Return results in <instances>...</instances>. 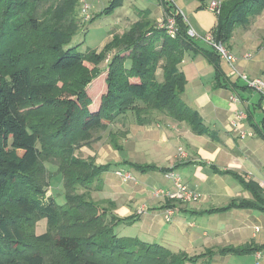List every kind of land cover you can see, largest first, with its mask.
Listing matches in <instances>:
<instances>
[{
    "label": "trees",
    "instance_id": "1",
    "mask_svg": "<svg viewBox=\"0 0 264 264\" xmlns=\"http://www.w3.org/2000/svg\"><path fill=\"white\" fill-rule=\"evenodd\" d=\"M77 1L0 0V264H210L215 256L264 250V245L249 243L189 256L117 234V227L130 219L118 218L113 202L91 197L102 190V177L111 165H98L94 157L84 159L76 152L101 140L116 119L130 113L138 126L168 117L184 122L197 136L210 137L197 112L182 100L186 78L179 66L185 54L200 55L222 76V60L211 46L187 35L181 17H176L177 33L170 38L146 13L100 51L79 52L70 46L78 26ZM161 5L164 11L172 9L162 0ZM118 6L120 0H112L101 15ZM263 9L264 0L223 2L209 35L228 49L233 30ZM93 81L100 85L91 94L87 87ZM220 84L216 76L213 88ZM108 132L111 147L121 151L119 136L125 133ZM131 166L165 174L178 165ZM208 167L234 178L250 197L231 199L207 214H264V190L258 184ZM54 176H60L64 203L46 197ZM177 202L167 200L165 207L175 208ZM41 221L45 230L36 234Z\"/></svg>",
    "mask_w": 264,
    "mask_h": 264
},
{
    "label": "crops",
    "instance_id": "2",
    "mask_svg": "<svg viewBox=\"0 0 264 264\" xmlns=\"http://www.w3.org/2000/svg\"><path fill=\"white\" fill-rule=\"evenodd\" d=\"M86 1L98 15L101 12L98 11L99 7L102 6L104 10L103 6H108L112 0L99 3ZM212 1L221 4L229 0H174V4L184 13L187 26L199 36H205L216 25V15L208 8ZM116 10L118 13L112 28L116 31L114 35L127 31L139 20L140 14L146 13L154 23L163 15L161 0H120ZM110 40L109 36L106 43ZM228 49L236 58L238 73L264 82V9L246 25L233 30ZM179 67L186 78L182 100L197 112L211 136H197L184 122H176L168 117L159 118L148 126H138L132 120L125 122L121 125L125 133L120 143L122 150H115L113 158L98 164L113 167L102 177L103 187L99 198L114 203L113 213L118 218L130 219L117 227L119 236H142V239L159 241V245L173 252L194 256L218 247H237L249 243L264 245V214L251 210L206 213L209 209L227 204L231 199L250 197L234 178L214 174L208 166L234 172L245 182H255L264 190V97L247 89L223 61L220 64L222 76L217 75L213 66L202 56L191 53L184 55ZM216 76L220 77L221 87L214 89ZM231 96H237L240 103L233 105ZM236 107L249 115L250 118L242 125L252 133L251 137L241 139L229 132L228 121ZM117 129L111 125V133H116ZM179 147L187 155L183 161L177 158ZM200 163L206 166H200ZM132 164H151L164 169L178 165L174 172H179L183 183L199 195L198 201L174 203L175 208L170 209L171 220L166 222L167 200L153 199L150 193V188L161 187L163 182L160 177L150 173L164 174L156 171L142 173L135 170ZM142 205L147 211L139 216L137 210ZM257 253L264 259V250L250 254L254 264ZM228 257L215 256L209 262L226 264Z\"/></svg>",
    "mask_w": 264,
    "mask_h": 264
},
{
    "label": "rangeland",
    "instance_id": "3",
    "mask_svg": "<svg viewBox=\"0 0 264 264\" xmlns=\"http://www.w3.org/2000/svg\"><path fill=\"white\" fill-rule=\"evenodd\" d=\"M82 1H84L90 7L88 19H85L81 15L80 7H81ZM97 3H99V2H97ZM102 3H104V2H102ZM106 6H107V4L105 6H103V8H106ZM99 10L101 12L98 15H95L94 12H96V10L95 9L93 10L92 5L89 3V1H86V0H78L77 1L76 6H75L74 16H75V23L77 22L78 26H77V30L75 32L76 35L72 38L71 43H70L71 47H77V51L84 52L87 48H90L93 50H97L98 48H100V50H101V48L105 45L107 38L109 36L112 38V36L115 34L116 31L112 30V28L115 25L116 16L118 13L116 8L112 12H110V14H108V15H101V13L103 11L102 6L99 7L98 11ZM120 34L121 33H119L117 35H120ZM35 39H36V37H35ZM105 66H106V62L102 63L99 68L104 69ZM98 79H96V80H98ZM96 80H94V81H96ZM93 82L90 86L87 87L88 90L92 92L91 94H94V91H93L94 88L99 87V85H100V82H94V83ZM91 94H90V96H91ZM133 119H134L133 115L130 113V114H127L126 116H124L122 118L116 119V121L114 123H112L111 125H113V129L118 128L116 130V133L119 136V134L124 133L123 132L124 127L121 125H123L127 121H130V120L133 121ZM111 125L108 127V129L106 131L103 132L101 140L96 141L95 143H92L89 146L81 147L76 152V156H79V157L84 158V159L87 157H94L95 162L97 164L105 163L106 161L108 162L109 159L113 158V156H114L113 152L115 150L110 146V141L108 138V133H109L108 131H111ZM124 136H125V134L123 136H119V143H121ZM179 148H181L183 150L182 147H179ZM178 149H177V153H178ZM47 167L49 168V165H47ZM111 169L113 170V167ZM178 173H176V174L179 175L180 173L179 174ZM131 174L134 175L133 173H131ZM150 175L160 177L163 181L161 187L156 186L155 188H150V193H151L152 198L158 199V200L159 199H163V200L165 199L166 200V198L163 197V195L160 197H156L154 194H155V192H161V191H165V192L168 191L169 192L172 188L171 182L169 180H166L164 178V175H161L160 173L159 174L150 173ZM126 176H128V175H126ZM179 177L181 178L180 175H179ZM228 179H231V178H228ZM165 186H169V187H167L169 189H166ZM100 196H101L100 192H92L91 193V197L95 201H100V198H99ZM46 197H54V198H57L58 203H64V196H63V190L61 188L60 176H57L56 178L54 176L52 178V180L50 181V186L48 187L47 192H46ZM141 207L144 208L145 212L147 211V209L145 208L144 205H142ZM166 211H168V209L165 210V214H166ZM255 213H258V212H255ZM164 219H165V217H164ZM44 230H45V221H41L40 223H38L36 225L35 233L41 234L44 232ZM139 238H141V240H143L145 242L157 243V244L159 243V241H151V240H147V239H142V236ZM228 258H229V260L226 261V264H254V260L252 259L251 255L247 256V257L246 256L245 257L230 256ZM263 261H264V259L261 258L259 264H261Z\"/></svg>",
    "mask_w": 264,
    "mask_h": 264
},
{
    "label": "built area",
    "instance_id": "4",
    "mask_svg": "<svg viewBox=\"0 0 264 264\" xmlns=\"http://www.w3.org/2000/svg\"><path fill=\"white\" fill-rule=\"evenodd\" d=\"M101 1L102 0H96V2H101ZM162 2L167 4L168 6H171L172 9L169 11H164L163 9V15L160 19H158L156 23V27L157 29L163 30L170 38H174L177 33L176 30L177 23L175 20L176 17L177 16L181 17V20L186 25H187V21L184 16V13L175 6L174 0H162ZM208 8L215 15H218L220 11V3L217 1H212ZM89 11H90L89 5L86 4L84 1H82L80 12L85 19L89 18ZM187 35L190 38L201 40L207 45L211 46L219 56L220 60H222L225 64H227L234 74L238 75V77L242 80V82L244 83L247 89L252 90L264 97V82L261 79H250L247 75L238 73L235 67L236 58L224 45L215 42L210 35L199 36L189 26L187 29ZM230 102L233 105H238L240 103V100L237 96H231ZM246 119L247 116L245 111L237 107L234 108L228 121L229 132L240 137L241 139H244L246 137H251L252 136L251 132L243 128L242 125L246 121ZM186 157L187 155L185 151L179 148L177 153L178 160L183 161L186 159ZM118 174L120 175V173ZM127 178L129 177L127 176ZM164 178L171 182L172 188L169 192L168 191L155 192L154 195L156 197H160L163 195V197H165L168 200H175L182 203H195L198 201L199 195L191 188H189L186 184H184L182 179L175 172L169 171L165 173ZM144 212H145L144 208L141 207L137 210V215L140 216L144 214ZM171 216H172V211L171 210L166 211V214L164 216L165 221L169 222L171 220ZM255 231L258 232L259 229L256 228ZM260 258H261L260 253L255 254L256 264H258V260Z\"/></svg>",
    "mask_w": 264,
    "mask_h": 264
}]
</instances>
